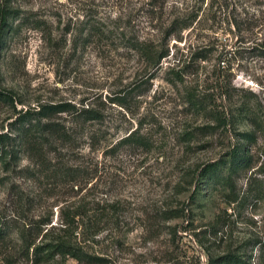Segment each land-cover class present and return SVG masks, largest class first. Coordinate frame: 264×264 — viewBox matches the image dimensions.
Returning a JSON list of instances; mask_svg holds the SVG:
<instances>
[{"label":"rangeland","instance_id":"rangeland-1","mask_svg":"<svg viewBox=\"0 0 264 264\" xmlns=\"http://www.w3.org/2000/svg\"><path fill=\"white\" fill-rule=\"evenodd\" d=\"M0 133V264H264V0H0Z\"/></svg>","mask_w":264,"mask_h":264},{"label":"trees","instance_id":"trees-1","mask_svg":"<svg viewBox=\"0 0 264 264\" xmlns=\"http://www.w3.org/2000/svg\"><path fill=\"white\" fill-rule=\"evenodd\" d=\"M143 49V47H140ZM162 56V53H158L152 60L153 63H157L160 59V57ZM72 106H70L67 103H58L54 105V112H63L65 111V109L67 108H71ZM73 108V107H72ZM26 112V111H24ZM25 115V113L21 114V116L23 117ZM93 116V115H92ZM86 117L88 118H92L89 115H87ZM95 117V116H93ZM21 121H23V118H18V126H16V130L19 131V124L21 123ZM224 122V120H223ZM9 139L10 136L9 134L6 133H0V160H3L4 156L6 154H11V150L12 147H10V143H9ZM211 169V165H207L205 168H203L201 171L202 173H206L207 171H209ZM40 248V247H39ZM54 252H57L59 254H69L72 257H75L76 259H86L88 257L87 254L83 253L80 248L72 246L69 242H63V241H56L54 243ZM97 259V258H95Z\"/></svg>","mask_w":264,"mask_h":264}]
</instances>
